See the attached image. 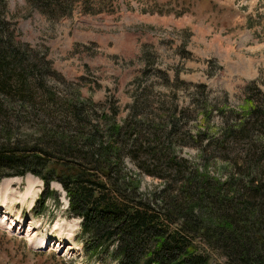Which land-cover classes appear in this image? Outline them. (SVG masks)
<instances>
[{"label":"rangeland","instance_id":"obj_1","mask_svg":"<svg viewBox=\"0 0 264 264\" xmlns=\"http://www.w3.org/2000/svg\"><path fill=\"white\" fill-rule=\"evenodd\" d=\"M4 2L6 36L33 52L20 70L33 87V116L9 121L12 132L38 141L59 119L51 105L91 101L100 128L135 126L118 141L119 177L135 175L143 198L167 183L185 204L201 196L195 214L229 223L264 255V128L246 117L242 131L221 134L225 119L245 113L247 94L264 91V0H89L49 17L27 0ZM49 188L56 202L35 214L38 178L0 180V264H115L84 258L79 219L60 185ZM195 244L210 263L224 262Z\"/></svg>","mask_w":264,"mask_h":264},{"label":"trees","instance_id":"obj_2","mask_svg":"<svg viewBox=\"0 0 264 264\" xmlns=\"http://www.w3.org/2000/svg\"><path fill=\"white\" fill-rule=\"evenodd\" d=\"M27 2L49 17L59 12L67 14L73 3L87 4L89 0ZM4 9L5 2L0 0V95L16 100L12 106L0 101V180L26 173L38 178L42 189L35 214L43 211L46 199L53 197L56 202L49 183H58L67 200V211L79 219L76 240L85 259L100 262L108 257L115 264H212L197 251L195 240H199L224 258L221 264H264V255L249 240L231 228L225 229L229 223L195 214L201 196H192L191 203L185 204V200L170 194L177 184L167 183L151 197L143 198L135 175L126 171L119 177L123 157L118 141L135 126L105 122L106 126L100 128L97 120L90 118L96 113L91 101L51 105L50 110L59 119L43 126L38 141L19 138L12 132L13 119L33 116V87L23 78L27 74L20 72L25 63H31L26 57L31 58L33 52L26 43L14 45L6 36ZM256 91L260 98L247 94L245 113L237 122L225 119L221 134L242 131L246 117H258L264 128V91ZM125 155L129 159L137 157L132 150ZM137 166L142 167L138 161Z\"/></svg>","mask_w":264,"mask_h":264},{"label":"bare ground","instance_id":"obj_3","mask_svg":"<svg viewBox=\"0 0 264 264\" xmlns=\"http://www.w3.org/2000/svg\"><path fill=\"white\" fill-rule=\"evenodd\" d=\"M6 186H5V183H2V188H5ZM3 195V194H2ZM2 195H1V197H2ZM25 197V196H24ZM22 199H24V198H22ZM18 200V199H17ZM23 202V201H22ZM32 204V198H31V200H30V202H29V205H31ZM2 208H4V206H3V204L0 202V209H2ZM61 244V243H60Z\"/></svg>","mask_w":264,"mask_h":264},{"label":"crops","instance_id":"obj_4","mask_svg":"<svg viewBox=\"0 0 264 264\" xmlns=\"http://www.w3.org/2000/svg\"><path fill=\"white\" fill-rule=\"evenodd\" d=\"M203 28L201 27V29L200 30H202Z\"/></svg>","mask_w":264,"mask_h":264}]
</instances>
